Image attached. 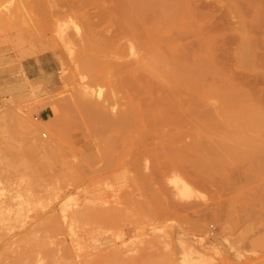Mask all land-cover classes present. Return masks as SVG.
I'll return each mask as SVG.
<instances>
[{
	"label": "rangeland",
	"instance_id": "rangeland-1",
	"mask_svg": "<svg viewBox=\"0 0 264 264\" xmlns=\"http://www.w3.org/2000/svg\"><path fill=\"white\" fill-rule=\"evenodd\" d=\"M151 31L198 76L180 161ZM0 264H264V0H0Z\"/></svg>",
	"mask_w": 264,
	"mask_h": 264
},
{
	"label": "bare ground",
	"instance_id": "bare-ground-1",
	"mask_svg": "<svg viewBox=\"0 0 264 264\" xmlns=\"http://www.w3.org/2000/svg\"><path fill=\"white\" fill-rule=\"evenodd\" d=\"M135 18H137V17H133V19H131V20H133V22H134V21H136ZM138 20H140V19L138 18ZM131 23L128 22V24H130V27L133 26ZM133 24H135V23H133ZM161 34L162 33L157 34L156 32L152 33V31H151V33L146 34V36L142 38V39H144V41H148L145 44L141 45L144 48V50L146 51V52L144 51L143 53L149 55V57H147L146 60H144L145 59L144 58L143 59L144 61L143 60L141 61L142 63L146 62L145 65L143 66V71L147 72L149 75H151L155 79L161 76L162 80H160L159 82L166 85L170 90H172L174 92L175 96L173 95V92L171 91L172 95L174 96L171 99L174 98L175 104L173 103V106L175 105V107L179 110L178 116H180V118L179 117L177 118V116L172 117L168 108H160V109H156V110L149 109L146 112H142V113L144 114L143 117L148 118L145 120H151L152 124H153V126H152L153 129H147L146 132L153 133V135L157 136V139H158V143H156V142L152 143V144H154L153 148L155 149L153 154H155L156 156H167V155L170 156L171 155L180 161L183 159L184 154H182V153L180 154L178 150L175 152H174V150L173 151L170 150V148H169V147H171L169 144L170 143V141H169L170 137L168 135L170 132L178 129V131L184 136L185 125H186L185 116H186L187 112L185 110V104L182 100L183 99V97H182L183 91H185L187 89L189 90V88L196 90V88H198L196 86L197 85L196 80H198V76L197 77L193 76L194 78L193 77L189 78L186 76V74L184 75V73H183L184 70H179V73L177 72V70L180 68L176 67L177 64L173 60H174V57L176 56V54L178 52H172L169 49V47L171 45V41H172L171 40L172 36H170V35H167V36L162 35L161 36ZM140 47H137V48L139 49ZM163 49L168 50V53L163 52ZM172 53L175 55H173ZM139 68H141V67L139 66ZM140 70H142V69H140ZM193 82L195 83V86H196L195 88L192 85ZM166 102H167V100H166ZM89 107L91 109H97L98 106L95 104H89ZM226 109L228 111H230V110H232V107H228ZM249 113H251V112H249ZM101 115H103V117H105L104 114H101ZM134 118H136V113H135V110H132V111L126 113L125 116L122 117V119H119L116 122L112 121V122H115L117 124L111 123L109 126H111V125L113 126V124H114L116 126L118 125V127L121 126V128H125V127H133V126L136 127V126H139L140 123H141V125L146 124V121L144 120V118L141 119L140 123L138 120H134ZM109 126H108V128H109ZM114 127L112 129H114ZM240 133H242V132H240ZM154 139H155V137H154ZM137 142H138L137 139L134 137H132L129 141V143H131L132 145H137ZM162 144H163V146H162ZM160 145H161V147H160ZM129 149H130V147H129ZM152 151H153V149H152ZM131 153H132L131 155H133V156L138 155V151H133Z\"/></svg>",
	"mask_w": 264,
	"mask_h": 264
},
{
	"label": "crops",
	"instance_id": "crops-1",
	"mask_svg": "<svg viewBox=\"0 0 264 264\" xmlns=\"http://www.w3.org/2000/svg\"><path fill=\"white\" fill-rule=\"evenodd\" d=\"M42 114H44V112H42Z\"/></svg>",
	"mask_w": 264,
	"mask_h": 264
}]
</instances>
